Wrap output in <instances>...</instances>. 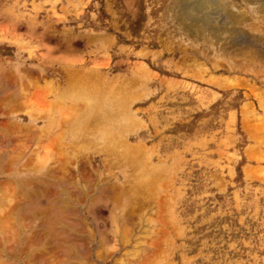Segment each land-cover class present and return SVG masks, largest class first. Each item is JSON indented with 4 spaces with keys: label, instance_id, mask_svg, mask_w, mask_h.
Returning <instances> with one entry per match:
<instances>
[{
    "label": "rangeland",
    "instance_id": "rangeland-1",
    "mask_svg": "<svg viewBox=\"0 0 264 264\" xmlns=\"http://www.w3.org/2000/svg\"><path fill=\"white\" fill-rule=\"evenodd\" d=\"M176 1L0 0V264H264V24Z\"/></svg>",
    "mask_w": 264,
    "mask_h": 264
},
{
    "label": "bare ground",
    "instance_id": "bare-ground-1",
    "mask_svg": "<svg viewBox=\"0 0 264 264\" xmlns=\"http://www.w3.org/2000/svg\"><path fill=\"white\" fill-rule=\"evenodd\" d=\"M255 13V18L264 24V0H242ZM175 14L182 24L180 34L189 40H210L221 42L229 48L244 44H258L253 33L240 28L239 24L248 20L244 13H237L230 2L216 0H177ZM186 20L188 22H186ZM251 23L249 28H256ZM250 30V29H249ZM241 39L238 40L237 39ZM241 72L249 69V61H239L231 67ZM72 84L69 83V87Z\"/></svg>",
    "mask_w": 264,
    "mask_h": 264
}]
</instances>
